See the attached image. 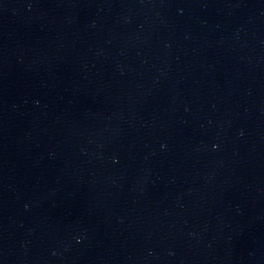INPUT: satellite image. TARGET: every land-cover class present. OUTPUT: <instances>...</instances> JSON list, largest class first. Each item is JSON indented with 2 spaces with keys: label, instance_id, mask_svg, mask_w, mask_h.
<instances>
[{
  "label": "water",
  "instance_id": "obj_1",
  "mask_svg": "<svg viewBox=\"0 0 264 264\" xmlns=\"http://www.w3.org/2000/svg\"><path fill=\"white\" fill-rule=\"evenodd\" d=\"M0 264H264V0H0Z\"/></svg>",
  "mask_w": 264,
  "mask_h": 264
}]
</instances>
